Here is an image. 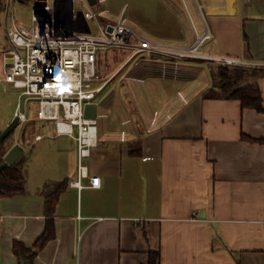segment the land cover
Instances as JSON below:
<instances>
[{"label":"crops","instance_id":"1","mask_svg":"<svg viewBox=\"0 0 264 264\" xmlns=\"http://www.w3.org/2000/svg\"><path fill=\"white\" fill-rule=\"evenodd\" d=\"M106 2L104 20L123 14L141 36L188 47L209 29L204 52L264 67V0ZM214 61L167 56L127 66L128 78L118 85L116 75L102 91L115 80L113 90L127 86L131 98L120 103L122 114L110 93L102 103L114 112L97 102L96 141L82 158L75 137L59 134L52 119L37 116L35 124L29 108L21 136L36 127L27 140L34 154L27 162L24 148L18 158H25V192L0 197V264H21L15 242L33 246L45 231L43 190L56 181H66L56 237L34 264H146L151 251L160 264H264V111L207 96ZM257 81L264 106V74ZM0 90L18 93L1 81ZM80 161L89 176L79 175ZM92 175L99 187L89 186Z\"/></svg>","mask_w":264,"mask_h":264},{"label":"built area","instance_id":"2","mask_svg":"<svg viewBox=\"0 0 264 264\" xmlns=\"http://www.w3.org/2000/svg\"><path fill=\"white\" fill-rule=\"evenodd\" d=\"M16 1L7 0L5 24L10 48L2 54L4 70L0 76L1 82L13 85L20 98L26 96L25 109L18 104L16 111L19 116L16 143L21 142V132L29 121L28 103L35 100L38 102L37 116L55 120L59 134L77 139L80 158L88 155L90 146L96 141L98 120L85 116L86 104L95 102L108 82L123 69L142 60L170 56L256 65L242 58L204 52L202 45L212 36L209 29L199 34L192 45L184 47L141 36L123 14L115 20H104L108 10L99 5L106 0H98L95 5L89 0H47L46 5H38L35 0L30 28L16 20L13 12ZM116 49L127 51L128 55L103 80L101 54ZM41 137L37 135L36 139ZM86 167L80 161V176H89ZM90 181L91 187L101 185L99 176H90ZM73 182L84 186L80 179Z\"/></svg>","mask_w":264,"mask_h":264},{"label":"trees","instance_id":"3","mask_svg":"<svg viewBox=\"0 0 264 264\" xmlns=\"http://www.w3.org/2000/svg\"><path fill=\"white\" fill-rule=\"evenodd\" d=\"M25 3L35 2V0H20ZM7 0H0V19L3 12L6 10ZM110 52H113L112 50ZM110 52H104L100 57V66L105 62L106 56ZM116 53V52H115ZM110 56V55H109ZM116 55H113V58ZM126 58L125 53L120 58ZM116 59V57H115ZM112 60V59H109ZM119 62V63H120ZM118 63V64H119ZM216 84L208 91L207 96H226L228 98L239 99L243 107L255 108L259 111H264L263 97L257 81V78L264 74V67H250L237 64L217 65L213 69ZM36 127L32 126L31 130ZM3 129L0 126V132ZM27 127L23 135L26 134ZM13 131L0 143V164L5 159L6 153L12 147L9 145L8 139L11 137ZM252 139V138H250ZM264 142V138L259 139ZM66 186V181L49 182L43 190L46 201L47 222L45 231L40 235L33 246H27L21 241H16L14 244V251L21 256L22 259L30 260L34 264V259L38 251L45 247L49 240L56 237L55 228V208L59 200L62 190ZM26 187V171L25 158L22 156L14 164L7 165L2 172H0V197L13 196L25 192ZM146 264H160V252L151 251L149 260Z\"/></svg>","mask_w":264,"mask_h":264},{"label":"rangeland","instance_id":"4","mask_svg":"<svg viewBox=\"0 0 264 264\" xmlns=\"http://www.w3.org/2000/svg\"><path fill=\"white\" fill-rule=\"evenodd\" d=\"M108 2L104 1L102 5H107ZM33 5L34 2H29V3H25L22 2L20 0H17L14 4V8H13V12H14V16L16 18V20L18 22H20L21 24H23L24 26L30 28L32 27V16H33ZM6 8H7V2H6ZM6 10L3 12L2 17L0 19V50H1V54H0V62L1 65L4 69V65H3V52L7 49L10 48V42L9 39L7 37V28H6ZM113 52H110V54H108V56H106V60L104 63L101 64L100 68H101V79H106L111 72H113L117 66H120L125 59L123 58V60H121V62L119 61L120 58L123 56V54L125 53L126 57L128 55L127 51L121 50V49H116V50H112ZM116 52V53H115ZM116 55V59L115 57L113 58V55ZM110 55V56H109ZM112 59V60H109ZM210 61V59H205ZM213 61V60H212ZM120 62V63H119ZM217 62V61H214ZM119 63V64H118ZM217 64L219 65H228V63H222V62H217ZM237 65H243L246 66L245 64H237ZM126 73L128 74H132L130 72V69L126 71ZM122 73H119L116 77L115 80L118 81V85H121L122 80H125L126 78L124 77L125 75H122ZM124 74V73H123ZM121 79V80H120ZM112 81L104 91H102L101 93H99L97 95V97L95 98L94 101L99 102L100 103V110L104 111V112H108L110 113L111 111L114 112V110L111 108V111L109 108L105 107L102 103V100L109 94L110 99L112 104L114 105L113 107H116V110L119 114L121 113V105L120 103L126 102L129 98H131V96L128 94V89L127 86L123 87L121 93L117 92V90H113V88H115V82L116 81ZM127 83L131 84V83H136V84H140V82H136L135 80H127ZM119 90V89H118ZM18 104L21 105L22 109H25V104H26V96H23L22 98L19 97L18 93H6L3 90H0V124H4L5 120L14 112L15 109H17ZM29 107H30V111H31V118L32 121L36 123L40 122V119L37 117V109H38V102L35 100H30L29 101ZM100 118V122L101 123H106L107 122V118H103L102 116L99 117ZM54 122H56L54 120ZM100 123V124H101ZM119 129V126L116 127V129ZM34 131V130H29L27 129L26 134L22 135L21 137V144H24V148L26 149V160L27 162L30 163L32 156L34 154V146L32 145H28L27 139L29 138L28 135H30V133ZM8 143L9 145H14L16 143V130H13V133L11 134V137H9L8 139ZM28 169V168H27ZM27 176V174H26Z\"/></svg>","mask_w":264,"mask_h":264},{"label":"water","instance_id":"5","mask_svg":"<svg viewBox=\"0 0 264 264\" xmlns=\"http://www.w3.org/2000/svg\"><path fill=\"white\" fill-rule=\"evenodd\" d=\"M47 0H37L38 5H46ZM92 5H95L98 0H89ZM99 114V104L97 102L87 103L85 107V116L88 118H97ZM19 123V116L15 117L8 123V125L0 132V143L13 131ZM24 146L21 143H15L6 153L5 161L0 164V172L9 164H14L18 158L23 154ZM21 264H31L30 260H21Z\"/></svg>","mask_w":264,"mask_h":264}]
</instances>
